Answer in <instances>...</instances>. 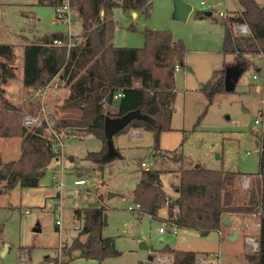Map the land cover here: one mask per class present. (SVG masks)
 <instances>
[{"label":"rangeland","instance_id":"obj_1","mask_svg":"<svg viewBox=\"0 0 264 264\" xmlns=\"http://www.w3.org/2000/svg\"><path fill=\"white\" fill-rule=\"evenodd\" d=\"M183 1L192 5L185 20L176 15V0H152L150 17L142 10L135 16L133 11H125L120 6L113 9L115 46L143 47L147 30H170L186 44L185 67L176 71L171 129L162 130L159 139L154 131L145 129H140L138 135L132 134L134 128L115 134L116 150L108 154L103 170H95L94 164L84 158L89 152L101 150L103 141L91 134L84 137L82 133L86 129L80 126L79 136L65 140L63 155L51 160L38 186L17 183L12 187L7 180L0 179V264H165L163 256H169L171 264V256L164 252L167 247L197 251L198 255L219 253L220 264H249L245 255L253 250L244 237L238 241L230 239L234 227H226L223 233L213 230L203 234L193 229L169 227L163 219L129 209L135 206L133 190L140 174L147 169L143 162L151 163L150 168L164 169L163 186L170 197L176 195L175 185L182 168L199 166L240 172L243 175L238 176L237 182L241 183L242 187L238 184L241 189H246L245 177L257 176L259 172L257 141L264 128V87L254 79V74L263 68L264 60L252 55L254 64L241 66L224 52L226 20L220 12L234 15L240 8L237 0ZM258 2L264 4V0ZM58 8L39 0H0V43L14 45L16 54V77L4 86L5 97L22 107L24 116L39 115L43 106L56 120L80 114L79 110L63 107L70 88L60 76L46 89L44 105L37 91L23 84L26 44H43L56 33L66 35L63 39L69 42V31L71 44L82 41L78 13L72 9L71 23H68L58 18ZM208 12L212 15H207ZM225 62L234 64L229 70L234 90L220 92L210 100L201 89ZM30 100H37L38 107H32ZM112 106L105 104V110L116 111V103ZM20 122L24 125V117ZM23 138L0 137V170L5 163L21 157ZM115 151L117 158H109ZM179 155L183 160L175 161ZM89 170L96 174H89ZM80 179L86 182L75 184ZM67 189H74L76 193H66ZM242 200L239 196L237 202ZM93 205L105 207L107 225L103 235L112 237L119 251V255L101 261L81 257L78 250L71 253L70 249L82 226L75 209ZM250 216L253 217L239 216L243 221L241 226L249 222ZM161 227L164 233H160ZM252 227L248 232L255 235Z\"/></svg>","mask_w":264,"mask_h":264},{"label":"trees","instance_id":"obj_2","mask_svg":"<svg viewBox=\"0 0 264 264\" xmlns=\"http://www.w3.org/2000/svg\"><path fill=\"white\" fill-rule=\"evenodd\" d=\"M65 1L39 0L56 7ZM237 2L239 11L230 16L229 21L246 22L251 34L238 35L225 21L224 52L234 57L233 63L238 61L241 66H248L254 64L252 55H259L264 60V4L258 0ZM69 3L81 19L82 41H76L70 48L55 45V39L66 38V35L56 33L46 38L43 44H26L23 84L38 91L57 76L62 78L70 88L63 107L79 110L80 114L57 120V123L75 129L85 128L88 134L103 141L101 150L89 152L84 158L94 164L95 170H103L108 154L116 150L114 146L110 147L105 134L107 117L118 119L137 112L118 133L130 128L145 129L154 131L159 139L162 130L171 129L176 71L178 66L185 67L187 47L170 30H147L146 43L140 48L113 44L116 26L113 9L120 6L125 11L142 10L150 17L152 0H69ZM15 57L14 45L0 43V137H24L21 157L3 165L0 179L7 180L12 187L17 183L33 187L39 185L40 176L56 154L50 148L44 128L29 131L20 122L25 114L22 107L5 97L4 86L16 77ZM233 63L225 62L223 68L216 70L202 87V92L210 100L226 91V79H230L229 70ZM114 103L116 111L105 110V104ZM31 105L38 107L39 104L32 100ZM259 141V172L252 176L259 179L258 188L252 185L239 188L237 179L243 175L240 172L197 166L180 169L179 182L175 185L176 196L170 197L163 186L164 169L148 168L142 170L133 190L134 203L140 204L138 211L151 218L163 219L169 227L193 229L205 234L213 230L223 233L226 226L222 221L227 215H257L259 249L247 252L245 256L249 264H264V128ZM115 157L116 151L109 158ZM181 160L183 156L179 155L175 161ZM239 196L243 198L241 202H237ZM164 208H167L166 217L161 215ZM74 214L82 219V226L70 245L71 253L78 250L81 257L100 261L119 255L114 239L103 235L107 225L103 205L76 208ZM164 252L171 256V264H201L197 251L167 247Z\"/></svg>","mask_w":264,"mask_h":264},{"label":"built area","instance_id":"obj_3","mask_svg":"<svg viewBox=\"0 0 264 264\" xmlns=\"http://www.w3.org/2000/svg\"><path fill=\"white\" fill-rule=\"evenodd\" d=\"M202 4H205V2L202 1ZM58 7H59L57 10L58 18L63 20L64 22L71 23V14H72L73 8L71 7L69 0H66L63 5H60ZM220 15L228 22V24H230V25L232 24L231 26H232V28L235 29L236 34H238V35H250L251 34V30H250V28L246 22L231 23L229 21L230 15H228L227 13H224V12H220ZM68 35L70 38L69 42H66L64 39L57 38L54 40V44L59 45V46H67L70 48L72 45L71 44V38H72L71 31H69ZM179 68L180 67L178 66L177 70ZM254 79L261 81L262 86L261 85L260 86L264 87V65H263V68H260L254 74ZM49 85H50V83L44 89L37 91V95L41 97L43 105H44V101H45V91ZM118 96H120V94L117 95L116 97H118ZM256 123H260V121L256 120ZM24 125L28 129H37V128L43 127L44 133H45L44 135L48 138V140L50 142V148L56 154V157L63 155L62 150H63V147L65 145L64 144L65 140L67 138L79 136V131L77 129H75L71 126H59L57 123V120L54 119L53 117H51L47 113L44 106L42 107L39 115L26 114L24 116ZM133 132L135 133L136 131H133ZM82 135L85 137V136L90 135V134H88L87 131H84L82 133ZM142 165L148 169V168H150L151 163L143 162ZM61 168L63 169V166ZM56 174H54V177ZM245 178L243 179L244 180L243 184H244L245 188H248L251 185V181H250V183H248V182L250 179L252 180V176L248 175V177L246 179ZM85 182L86 181L84 179H80V180H76L75 184L81 185V184H84ZM129 209L131 211L139 210L140 204L135 203V206H130ZM26 212L28 213L29 210H26ZM57 223H59V221ZM245 225L248 226L249 224L246 223ZM159 231H160V233H164L165 229L163 227H161V228H159ZM245 239L253 251H257L259 249L258 236L252 235L249 233L246 235ZM210 257H212V258H210ZM170 261L171 260H170L169 256H163L162 257V262H164L165 264H170ZM220 261H221V257H220L219 253L218 254L209 253V255L202 254V255L198 256V262L201 264H210V263L220 264Z\"/></svg>","mask_w":264,"mask_h":264},{"label":"water","instance_id":"obj_4","mask_svg":"<svg viewBox=\"0 0 264 264\" xmlns=\"http://www.w3.org/2000/svg\"><path fill=\"white\" fill-rule=\"evenodd\" d=\"M192 10V5L188 2H185L183 0H176V15L181 19H187L189 13ZM136 12H134L135 14ZM207 15H212V12H208ZM259 70V69H258ZM227 84H226V91H231L233 89V86L230 85V79L227 77ZM229 83V84H228ZM137 115V112H132L124 117L118 118V119H110L109 117L105 120V134L108 138V143L110 147H113V137L116 133L121 131L124 127H126L132 116ZM258 145L260 146V141H258ZM89 174L95 175V171H91ZM223 225L226 227H232L233 221L232 216L227 215L223 218ZM36 231H39V229H36ZM205 234V233H203ZM239 233L238 230L234 231V235L231 236V240H234L238 237ZM142 247L146 248V245H142Z\"/></svg>","mask_w":264,"mask_h":264},{"label":"crops","instance_id":"obj_5","mask_svg":"<svg viewBox=\"0 0 264 264\" xmlns=\"http://www.w3.org/2000/svg\"><path fill=\"white\" fill-rule=\"evenodd\" d=\"M135 16L137 15V12L134 14ZM138 83V82H137ZM112 106V105H111ZM113 107V106H112ZM117 107V106H116ZM138 130V129H137ZM134 131H136V129L134 130ZM140 132H141V130L139 129L138 131H136L135 133L132 131V134H134V135H138V134H140ZM257 144H258V141H257ZM89 173L91 172V170H89L88 171ZM253 178V177H252ZM163 180V179H162ZM241 182V181H240ZM258 183H259V179L258 178H254L253 179V181H252V184H253V186L254 187H256V188H258ZM238 184L242 187V185H241V183H239L238 182ZM238 185V186H239ZM66 193L67 192H73V193H76V191L74 190V189H67L66 191H65ZM176 196V195H175ZM174 197V196H173ZM161 215L162 216H167V208H164V209H162V211H161ZM246 218V217H245ZM247 220H249V222H250V224H249V222H245L244 224H246V223H248L249 225L248 226H246V225H242L241 226V222H243L242 220H240V218H239V216H232V221H233V225H232V227H234V228H231L232 229V231L230 232V239H231V236H233L234 235V231L235 230H238V233H239V235H238V237L236 238V239H234V240H232V241H238V240H240V238L241 237H244V241L246 242V239H245V235H247V234H249V232H248V229H250L252 226H251V223L253 224V227H252V229L254 230V233H255V235L256 236H258L259 237V232H260V223H259V217L257 216V215H253V217H249V219H247ZM240 225V226H239ZM247 243V242H246Z\"/></svg>","mask_w":264,"mask_h":264}]
</instances>
